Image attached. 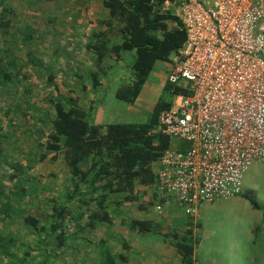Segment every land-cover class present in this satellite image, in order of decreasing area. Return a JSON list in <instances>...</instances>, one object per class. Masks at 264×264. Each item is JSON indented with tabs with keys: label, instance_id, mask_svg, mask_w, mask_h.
<instances>
[{
	"label": "rangeland",
	"instance_id": "rangeland-1",
	"mask_svg": "<svg viewBox=\"0 0 264 264\" xmlns=\"http://www.w3.org/2000/svg\"><path fill=\"white\" fill-rule=\"evenodd\" d=\"M3 1L13 11L14 25L31 26L34 30L26 42L16 41L14 32L2 36L0 42V55L9 53L18 70L28 72L24 80L14 77L10 85L0 89V134L6 137L1 145L7 164L5 179L11 175V164H26L36 158L35 154H40L36 134L39 130L45 134L49 131L43 122L44 116L53 117L48 105L50 96L78 97L90 121L101 125L147 123L159 101L173 100L174 96L161 89L147 105H127L114 98L116 89L128 83L131 75L129 55L124 56L108 77L102 76L101 87L91 92L88 75L93 58L84 47L104 16L101 0ZM31 59L35 61L33 68L29 67ZM165 66L157 62L151 74L164 76ZM74 72L82 78L78 79ZM51 73L53 87L46 82ZM82 87L87 91L83 92ZM185 147V143L178 140L170 143L172 150ZM68 180L61 159L53 164L46 160L35 165L28 178L3 186L12 189L34 183L28 201L21 207L33 214L47 212V200L54 196L61 198L69 188ZM135 190L137 200L123 203L119 215L111 216L112 224L99 225L93 232L85 229L86 206L77 201L71 203L72 215L66 224L69 248L63 251L59 264H102L100 242H105L104 247L113 255L122 254L126 260L124 264H181L170 236H184L188 229L192 230L193 241H198L194 257L199 264H264V160L253 163L244 174L239 196L202 205L195 225L173 198L167 197L161 204L152 188L137 185ZM249 199L257 204L256 209ZM158 205L161 213L155 211ZM95 206V202L91 203V208ZM131 220H149L157 225L151 232L138 234L130 231ZM0 236H13L23 245H31L36 240L32 232L16 220L4 222L0 219ZM120 238L134 250L131 254L122 251ZM22 249L13 254L19 255Z\"/></svg>",
	"mask_w": 264,
	"mask_h": 264
},
{
	"label": "trees",
	"instance_id": "trees-1",
	"mask_svg": "<svg viewBox=\"0 0 264 264\" xmlns=\"http://www.w3.org/2000/svg\"><path fill=\"white\" fill-rule=\"evenodd\" d=\"M165 1L176 0H156L153 4L150 0H101L104 16L88 36L84 47L93 58L88 75L91 92L101 87L102 76H108L124 56L129 55L132 58L131 75L128 83L116 89L114 98L133 105L154 65L157 62L169 63L176 57L185 33L176 17L170 12H162L161 6ZM12 16L13 11L0 0V42L2 36L13 32L16 41L26 42L33 36V28L22 27L18 23L14 25ZM8 54L0 55V89L10 85L14 77L24 80L28 73L20 72L16 61ZM29 63V67L35 66L33 59ZM74 75L82 78L75 72ZM53 79L52 73L46 77L48 86L53 87ZM84 87L82 91L86 92ZM164 90L172 96L182 92L168 85ZM80 101L76 96H50L48 105L53 117L44 116L43 122L49 131L45 134L39 130L36 134L40 154H35L36 158L26 164H11V175L7 179V164L1 149L6 137L0 134V181L4 180L0 182V219L4 222L18 221L36 239L31 245H23L13 236H0V264H59L63 251L69 248L66 224L72 215L71 203L77 201L86 206L85 229L93 232L99 225L112 224L111 216L119 215L123 203L137 200V185L146 188L155 185V163L170 148V140L161 134L149 135V131L157 123L158 116L171 107V101H159L147 123L105 125L90 121ZM60 159L67 170L69 188L61 198L54 196L47 200V212L26 213L21 207L28 201L34 183L28 182L26 187L12 189L3 184L28 178L38 163L47 160L53 164ZM155 196L161 204L164 202L165 198L156 193ZM249 201L256 209L257 204L251 199ZM93 202L96 203L94 209L91 208ZM128 225L130 231L144 234L151 232L157 224L149 220H131ZM170 237L180 263L192 264L195 261L194 247L198 242L193 241L192 230H186L184 236L171 234ZM118 240L123 252L131 254L134 251L126 240ZM104 244H98L102 247V264L126 262L122 254L113 255ZM17 247L23 249L15 256L13 253L19 250Z\"/></svg>",
	"mask_w": 264,
	"mask_h": 264
},
{
	"label": "built area",
	"instance_id": "built-area-1",
	"mask_svg": "<svg viewBox=\"0 0 264 264\" xmlns=\"http://www.w3.org/2000/svg\"><path fill=\"white\" fill-rule=\"evenodd\" d=\"M161 10L185 33L165 80L182 92L149 135L186 147L160 156L152 189L195 225L202 205L239 196L244 174L264 160V0L165 1Z\"/></svg>",
	"mask_w": 264,
	"mask_h": 264
},
{
	"label": "crops",
	"instance_id": "crops-1",
	"mask_svg": "<svg viewBox=\"0 0 264 264\" xmlns=\"http://www.w3.org/2000/svg\"><path fill=\"white\" fill-rule=\"evenodd\" d=\"M174 61L175 60L172 59L171 63L170 62L165 63L166 64L165 67L167 68L166 69L167 73H165L164 76L152 75V74L149 75L150 79H147L146 83L143 85L142 90H141V92H140V94H139V96L135 102L136 104L139 103L141 105H147L151 100H153L157 96L159 89L164 90L165 80L171 71V68H172V65L174 64ZM112 71H110L109 73H111ZM109 73H108V76H109ZM130 108H131V106H130Z\"/></svg>",
	"mask_w": 264,
	"mask_h": 264
}]
</instances>
